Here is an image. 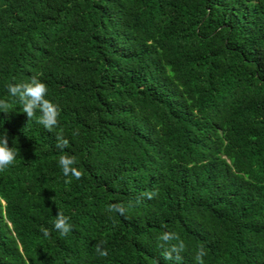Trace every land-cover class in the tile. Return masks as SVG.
<instances>
[{"label":"trees","instance_id":"obj_1","mask_svg":"<svg viewBox=\"0 0 264 264\" xmlns=\"http://www.w3.org/2000/svg\"><path fill=\"white\" fill-rule=\"evenodd\" d=\"M33 75L52 132L7 91ZM0 99L18 152L0 172V264H195L201 247L204 264H264V0H0Z\"/></svg>","mask_w":264,"mask_h":264},{"label":"clouds","instance_id":"obj_2","mask_svg":"<svg viewBox=\"0 0 264 264\" xmlns=\"http://www.w3.org/2000/svg\"><path fill=\"white\" fill-rule=\"evenodd\" d=\"M7 91L9 96L18 101L22 105V113L26 114L28 121L36 118V123L42 125L45 130L52 132L58 126L59 108L56 104L46 98L48 94L47 85L42 82L38 75H33L29 81L8 84ZM13 104L7 99H0V112L5 114L12 113ZM37 112L40 115L37 117ZM69 141L65 139L62 133H57L56 147L63 150L68 145ZM18 152L12 146L9 147L8 134L6 132H0V172L7 170L10 166H13ZM77 163L76 157L61 154L58 158V164L65 177H75L77 180L81 179L83 173L74 165ZM71 183V179L66 181ZM156 195L155 192L142 193V196H146L148 199H152ZM127 207L122 203L109 204L107 211L109 213H117L120 216H124L127 212ZM70 218L59 211L53 222V228L60 234V236H66L71 230L72 225L69 222ZM40 231L45 237L50 235L49 229L41 227ZM159 247L162 248L163 257L165 260L180 261L182 259L181 253L185 250V244L180 239L179 235L174 232H164L159 237ZM173 240L177 243H171ZM105 241L100 240L95 245V252L100 257H106L108 251L104 248ZM206 252L203 247L199 248L196 252L194 260L195 264H204L203 257Z\"/></svg>","mask_w":264,"mask_h":264}]
</instances>
